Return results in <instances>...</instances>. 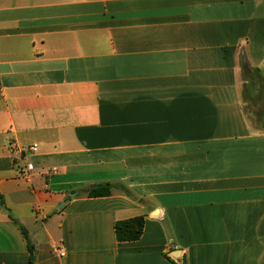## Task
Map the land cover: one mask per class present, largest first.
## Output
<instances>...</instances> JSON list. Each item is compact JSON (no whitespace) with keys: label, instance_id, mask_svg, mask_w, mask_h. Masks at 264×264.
<instances>
[{"label":"crops","instance_id":"0c3cea01","mask_svg":"<svg viewBox=\"0 0 264 264\" xmlns=\"http://www.w3.org/2000/svg\"><path fill=\"white\" fill-rule=\"evenodd\" d=\"M0 264H264V0H0Z\"/></svg>","mask_w":264,"mask_h":264},{"label":"trees","instance_id":"16d2710c","mask_svg":"<svg viewBox=\"0 0 264 264\" xmlns=\"http://www.w3.org/2000/svg\"><path fill=\"white\" fill-rule=\"evenodd\" d=\"M120 190L125 193L129 197H133L131 192L128 190L126 186L123 184H111V183H103L99 184L98 187L94 190H90L88 192L89 197H109L112 195L113 190ZM145 224V217L138 216L135 218L118 221L115 224V233L118 242H134L141 238L143 229ZM23 233L26 235V231L24 229ZM29 253H30V261L34 263V248L31 244H29Z\"/></svg>","mask_w":264,"mask_h":264},{"label":"built area","instance_id":"2783aa9c","mask_svg":"<svg viewBox=\"0 0 264 264\" xmlns=\"http://www.w3.org/2000/svg\"><path fill=\"white\" fill-rule=\"evenodd\" d=\"M29 151L31 153H36L38 152V146L37 145H32L29 148ZM34 170V164L33 163H28L25 168L24 171L22 172V176L24 178H28L31 175V172ZM54 172H56V169H53ZM56 252L62 257L65 256V249L63 247H59Z\"/></svg>","mask_w":264,"mask_h":264},{"label":"rangeland","instance_id":"374dc122","mask_svg":"<svg viewBox=\"0 0 264 264\" xmlns=\"http://www.w3.org/2000/svg\"><path fill=\"white\" fill-rule=\"evenodd\" d=\"M252 84H253V82L248 85L249 86V89H252V92L254 91V94H256L257 91H259V86L258 85L257 86H253Z\"/></svg>","mask_w":264,"mask_h":264},{"label":"water","instance_id":"95a60500","mask_svg":"<svg viewBox=\"0 0 264 264\" xmlns=\"http://www.w3.org/2000/svg\"><path fill=\"white\" fill-rule=\"evenodd\" d=\"M98 186H92L91 187V190H94V189H96ZM72 196H75V194H73Z\"/></svg>","mask_w":264,"mask_h":264}]
</instances>
